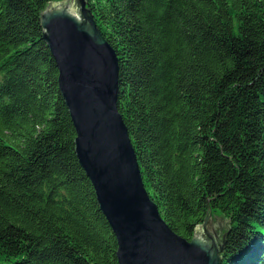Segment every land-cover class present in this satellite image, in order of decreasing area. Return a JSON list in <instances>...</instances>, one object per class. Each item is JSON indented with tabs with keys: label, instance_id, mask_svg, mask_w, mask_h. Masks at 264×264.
<instances>
[{
	"label": "trees",
	"instance_id": "16d2710c",
	"mask_svg": "<svg viewBox=\"0 0 264 264\" xmlns=\"http://www.w3.org/2000/svg\"><path fill=\"white\" fill-rule=\"evenodd\" d=\"M57 1L0 0V264H119L43 39ZM86 2L162 219L191 241L209 210L221 264H264V0Z\"/></svg>",
	"mask_w": 264,
	"mask_h": 264
},
{
	"label": "water",
	"instance_id": "95a60500",
	"mask_svg": "<svg viewBox=\"0 0 264 264\" xmlns=\"http://www.w3.org/2000/svg\"><path fill=\"white\" fill-rule=\"evenodd\" d=\"M40 21L76 130L75 152L117 238L119 264H221L227 223L208 210L187 241L169 228L149 197L118 110V59L86 0L50 3Z\"/></svg>",
	"mask_w": 264,
	"mask_h": 264
}]
</instances>
